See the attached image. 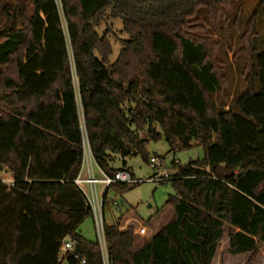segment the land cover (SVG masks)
Here are the masks:
<instances>
[{
  "label": "trees",
  "instance_id": "trees-1",
  "mask_svg": "<svg viewBox=\"0 0 264 264\" xmlns=\"http://www.w3.org/2000/svg\"><path fill=\"white\" fill-rule=\"evenodd\" d=\"M237 1L7 2L0 30V264H79L71 255L60 260L66 240L87 264H103L98 241L78 231L93 216L74 184L84 141L113 178L125 170L110 166L113 155H140L150 164L139 132L147 129L157 141V128L171 152L200 146L204 158L178 165L170 181L176 196L166 203L174 217L139 249L135 227L120 231L121 218L105 224L109 264H212L226 228L232 255L256 257L264 246V51L248 56V27L238 52L248 56L246 89L226 107L214 98L226 83L217 44L201 36L204 22L219 33L223 12ZM113 20L123 22L128 39L110 64ZM127 187L110 185L105 202L111 190Z\"/></svg>",
  "mask_w": 264,
  "mask_h": 264
},
{
  "label": "rangeland",
  "instance_id": "rangeland-1",
  "mask_svg": "<svg viewBox=\"0 0 264 264\" xmlns=\"http://www.w3.org/2000/svg\"><path fill=\"white\" fill-rule=\"evenodd\" d=\"M7 2L13 3L14 0H0V30L5 20V17H1V12ZM110 24L117 37V39L113 37L109 39L113 49L109 63L114 64L122 50L120 41L127 40L128 36L123 33L121 20H113ZM204 25L206 31L201 32V36L209 38L217 44L215 51L217 70L226 80L223 89L221 92L215 93L214 98L219 105L224 104L229 107L232 100L246 89L243 73L248 56L253 60L257 53L264 51V5L260 7V0H238L223 12L219 33L208 22H204ZM248 27L252 32V51L248 56L239 55L238 52L243 46L242 37ZM105 30V24L96 28L100 36ZM237 53L238 55H236ZM75 85L77 88L76 79ZM80 114L83 124L82 113L80 112ZM156 132L161 135L157 141L149 138L147 129L140 131L139 136L143 140H148L146 150L149 158L163 162L162 171L174 169L175 162H178L180 167H185L189 163L201 161L204 158V150L200 146L171 152L162 130L157 128ZM110 166L113 169H125L133 175L136 181H141L138 184L128 185L126 190H111L108 194V203L104 206V218L107 225L113 224L121 218L123 226L129 222V226L135 228L139 225L146 227L148 230L146 236L136 235L134 247L136 250L173 219L174 212L171 208L166 207V203L170 196H176V192L170 181L150 182L156 172L150 164L143 161L140 155L128 156L125 161L120 155H113ZM96 175L100 176L98 172ZM2 179L5 184L11 186L10 175H4ZM7 194L10 196L8 202L13 201L14 195L10 191H7ZM78 231L88 241H98L93 216L88 217ZM62 264H68L67 260ZM212 264H264V246L253 259L251 254L234 256L229 251L228 228H226Z\"/></svg>",
  "mask_w": 264,
  "mask_h": 264
},
{
  "label": "built area",
  "instance_id": "built-area-1",
  "mask_svg": "<svg viewBox=\"0 0 264 264\" xmlns=\"http://www.w3.org/2000/svg\"><path fill=\"white\" fill-rule=\"evenodd\" d=\"M83 146H84L83 165L79 176L74 181V184L76 185L78 190L83 194L87 202V206L90 208L92 212L95 228L98 236V243L102 253L103 264H109V256H108V251L104 236V228L106 224L104 218V206L106 202L108 203V201L105 202L104 196L106 194L108 187L112 184L130 185V184L141 183V181H136L133 175L127 170L118 171L115 174V176L111 178L105 175L99 169L102 173V178L96 179L93 172V165L95 162L91 155L88 142L84 141ZM150 165L156 172L154 176L150 179V182L163 183V182L172 181L174 179V175L176 174L175 169H177L179 163L175 162L174 169L172 170L166 169L164 171H162L163 169L162 161L151 159ZM98 186H103L104 189L100 191ZM126 223H127L126 226H123L122 224L119 225L120 231H124L129 226V222ZM113 224H116V222ZM113 224H109V225H113ZM135 229L137 235L139 236H146L148 233L146 227L141 225H139ZM66 255L73 256L79 262V264H87L84 259H80L79 255L75 253L74 244L67 240L63 242L61 257L64 258V256Z\"/></svg>",
  "mask_w": 264,
  "mask_h": 264
},
{
  "label": "crops",
  "instance_id": "crops-1",
  "mask_svg": "<svg viewBox=\"0 0 264 264\" xmlns=\"http://www.w3.org/2000/svg\"><path fill=\"white\" fill-rule=\"evenodd\" d=\"M96 171L99 173L100 176L96 175L97 174ZM93 172H94V176H95L96 179H101L102 178V173H101V171L99 170V168L97 167V165L95 163L93 165ZM98 187L101 189V191L104 189L103 186H98Z\"/></svg>",
  "mask_w": 264,
  "mask_h": 264
},
{
  "label": "water",
  "instance_id": "water-1",
  "mask_svg": "<svg viewBox=\"0 0 264 264\" xmlns=\"http://www.w3.org/2000/svg\"><path fill=\"white\" fill-rule=\"evenodd\" d=\"M154 129H155V125H153Z\"/></svg>",
  "mask_w": 264,
  "mask_h": 264
}]
</instances>
